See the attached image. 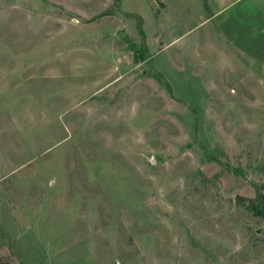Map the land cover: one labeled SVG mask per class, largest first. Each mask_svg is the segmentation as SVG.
<instances>
[{"label":"rangeland","instance_id":"1","mask_svg":"<svg viewBox=\"0 0 264 264\" xmlns=\"http://www.w3.org/2000/svg\"><path fill=\"white\" fill-rule=\"evenodd\" d=\"M261 185L264 0H0V264H264Z\"/></svg>","mask_w":264,"mask_h":264},{"label":"trees","instance_id":"2","mask_svg":"<svg viewBox=\"0 0 264 264\" xmlns=\"http://www.w3.org/2000/svg\"><path fill=\"white\" fill-rule=\"evenodd\" d=\"M142 18H138V33L140 36V43H136L135 41L129 39L128 50L133 52V58L135 63L140 64L142 62L147 61L151 58V54L147 45V36L144 31ZM238 200L242 206L246 208L248 212H250L256 218L264 219V185L256 187V195L253 198H246L243 196H238ZM3 238L8 239L9 241H13L16 244V241L12 239V237L5 233L0 232Z\"/></svg>","mask_w":264,"mask_h":264}]
</instances>
